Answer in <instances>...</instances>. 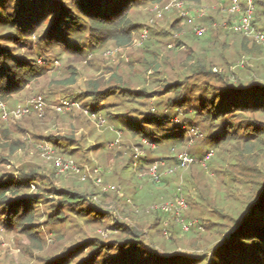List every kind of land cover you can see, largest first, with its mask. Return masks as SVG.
<instances>
[{
	"label": "rangeland",
	"instance_id": "obj_1",
	"mask_svg": "<svg viewBox=\"0 0 264 264\" xmlns=\"http://www.w3.org/2000/svg\"><path fill=\"white\" fill-rule=\"evenodd\" d=\"M176 1L140 3L133 8L130 15L139 29L129 43L110 40L94 47L90 43L83 53L77 54L63 48H49V60L39 61L47 67V73L27 85L23 92L0 99L9 110L27 104L37 95H42L46 101L43 114L46 117L39 113L40 117L28 115L30 112L22 117H4L0 106V175L6 174L7 178L10 175L17 180L23 173H37L36 184L26 187L23 193L35 195L33 199L38 200L35 206L39 210L36 219L39 232L35 236L23 233L18 226L8 227L0 218V264H44L46 259L63 262L65 258L67 264H76L90 250L88 243L83 244L85 240L109 241L124 236L119 228L111 226L116 223L113 219L134 226L148 246L172 254H204L206 259L201 264H206L212 248L220 247L224 239L227 241L246 218L250 211L247 208L235 223L251 189V178L246 174L253 173L255 166L264 167V150H255L251 155L246 152L243 160L249 164L250 170H247L234 164L237 162L230 152L218 154V149L207 138L208 123L201 122L198 116V125L188 124L183 132L189 140L176 141V147L151 142L144 136L135 138L121 122L127 117H146L155 112L165 114L172 124H181L186 113L176 116L170 109L158 105V101L166 103L168 97L174 95L165 93L164 84L180 80L187 90L194 89L192 97L209 94L213 87L222 85L214 75L196 74L191 66L197 62L206 63L207 67L212 64L213 71L230 74L235 81L251 75L264 80V42L249 36L245 38V34L230 29V22L237 19L236 13L229 10L230 0H181L183 8L177 6ZM253 1L254 23L264 32V0ZM182 11L188 15L182 16ZM199 26L206 28L205 34H196L195 28ZM81 41L89 42L88 32ZM20 42L17 51L25 54L37 46V37L28 36ZM96 85L102 93L111 89L96 100V111L107 120L104 127H99L86 112L89 108L82 105V102L92 103L87 91ZM62 98L74 99L80 106L58 112L55 105ZM187 115L196 118L192 111ZM109 117L117 121L111 123ZM5 128L10 137L3 136L1 131ZM48 135L56 138L49 141ZM15 140H19L22 147L12 152L6 143ZM97 144L102 146L97 148ZM131 146L132 153L138 148L145 157L162 156L157 159L165 161L159 170V180L152 176L150 168L136 170L139 164H146L142 154L138 157L142 162L139 163L135 155L134 165H126ZM181 153L194 155L195 162L187 167L178 166L175 159ZM64 163L70 168L63 171ZM72 164L80 168V172L72 169ZM97 178L106 184L118 185L124 199L132 202L126 204L115 191L99 190ZM54 187L88 192V198L108 214L101 220L87 221V217L65 210L66 222L48 223L50 203L59 199L56 192L50 190ZM93 187L99 194L93 193ZM177 193L185 195L188 203L185 218L200 220L203 228L184 231L175 218L162 213V226L175 222L174 231L168 234L167 228L162 232L148 231L154 223L148 215L157 212L149 208L167 203ZM201 196L207 198L206 201H202ZM125 210H130L132 216ZM215 222L224 223L218 225L221 230H217ZM67 252L69 254H65Z\"/></svg>",
	"mask_w": 264,
	"mask_h": 264
},
{
	"label": "trees",
	"instance_id": "obj_2",
	"mask_svg": "<svg viewBox=\"0 0 264 264\" xmlns=\"http://www.w3.org/2000/svg\"><path fill=\"white\" fill-rule=\"evenodd\" d=\"M165 1L0 0V99L23 92L27 85L47 73V67L39 61L49 60V48L53 47L54 50L63 48L66 52L77 54L83 53L90 43L93 47L105 45L110 40L119 44L129 43L139 29V25L132 21L130 15L132 9L140 3L163 4ZM86 32L89 34L88 43L81 41ZM32 35L37 37V46L31 47L25 54L17 51L20 41ZM244 37L247 36L244 35ZM191 67H194V72L198 75H214L222 85L213 87V91L209 94L200 93L197 97H192L194 89L187 90L180 80L164 84L165 93L172 92L174 95L168 97L166 103L158 101V105H163L166 110L170 109L176 116L186 113V117H182L181 124H172L165 114L163 115L166 117L155 112L148 113L146 117H127L121 122L125 124L131 136L135 138L144 136L154 143L172 144L171 147L177 146L176 141L186 139L183 132H186L188 124L198 125L199 120L207 122L208 125L205 128L207 138H210L209 142L218 149V154L227 155L230 152L237 162L234 163L235 165L240 164L250 170L249 164H245L243 160L246 152L251 155L255 150H264L263 78L251 75V77L235 81L230 74L219 70L213 71L212 64L207 67L206 63L197 62ZM125 89L131 91L128 88ZM109 90L111 89H106L104 93H108ZM104 93L97 89V85L94 86L87 91V97L91 98L92 103L82 102V105L96 111V100ZM192 99H195L194 103ZM191 111L196 118L187 115L188 113L191 115ZM28 115L40 117L34 106L31 107ZM44 116L46 117V115L42 117ZM47 117L50 116L47 115ZM109 119L111 123L117 121L113 117ZM1 132L4 137H10L8 128ZM55 138L54 135L47 136L49 141ZM70 140L73 139L70 138ZM6 144L12 152L22 147L19 140ZM100 146L102 144H97V148ZM131 148L132 146L128 148L130 155L126 158L127 166L132 163L134 165L135 153H132ZM142 158L146 160V164H139L142 161L138 160L137 171L150 168L152 163L162 156L152 155L148 158L144 155ZM175 160L177 161V157ZM222 161L224 162V157ZM254 168L256 169L251 170L253 173L246 174L251 178V189L243 201L242 210L235 219V223L241 219L240 215L246 208L250 211L227 241L224 239L220 247L212 248V255L207 259L206 264H264V167L255 166ZM36 174L23 173L17 180L10 175L8 178L6 174L0 175V214H2L0 218L8 227L18 226L23 233L30 236H35L39 232V225L36 223L39 210H36L35 206L38 200L34 202L35 195H25L23 191L31 184H36ZM50 190L56 192L59 199L50 203L48 223L66 222L65 210L87 217V221L101 220L108 214L88 198V192L56 187ZM92 190L94 194H99L96 187ZM137 190L140 191L138 188ZM119 197L124 199L123 196ZM201 197L202 201L207 199ZM124 200L126 204H130L126 199ZM125 211L128 216H132L130 210ZM148 217L152 223L154 222V225L149 226L148 231L158 229L162 232L167 228L168 232H173L175 229V222L172 221L169 225L162 226L161 212L150 213ZM113 220L116 223L111 226L119 228L124 236H118L109 241L85 240L83 244L88 243L90 250L76 264H201L206 259L204 254H172L160 251L154 246H148L142 234L140 235L141 232H138L134 226L118 219ZM215 224H217L215 225L217 230H221L218 225L224 223L215 222ZM210 226L206 229L210 230ZM199 238L197 237V240ZM219 242L220 239L217 243ZM67 260L65 258L63 262H60L46 259L44 264H67Z\"/></svg>",
	"mask_w": 264,
	"mask_h": 264
},
{
	"label": "built area",
	"instance_id": "obj_3",
	"mask_svg": "<svg viewBox=\"0 0 264 264\" xmlns=\"http://www.w3.org/2000/svg\"><path fill=\"white\" fill-rule=\"evenodd\" d=\"M224 1V0H223ZM177 6H180V8H183V2L181 0L176 1ZM229 10L233 13H236L237 19L230 22L229 27L235 32L243 33L246 36L254 38L258 42H264V32L257 29L256 25L254 23L256 11H255V4L253 0H230L229 2ZM161 15V13H159ZM188 15L185 11H182V16ZM195 32L198 35H203L206 33V28L204 27H196ZM146 34V33H145ZM147 35H144L143 37H146ZM41 61V60H40ZM0 106L4 111L3 116L9 117V116H15V117H22L25 114L29 113L31 111V107L34 106L38 113L40 115H43L46 109V101L42 95L34 96L30 99V101L23 105L20 104L13 110H9L5 103L3 101H0ZM80 106L79 102L73 99L69 98H62L59 103L55 105V109L58 112H65L72 107ZM87 113H89L90 117L95 121L96 124H98L99 127L106 126L107 120L104 118L100 112L92 111L90 109L86 110ZM118 140L116 141V143ZM146 142V140H145ZM111 145H115L112 143ZM136 160L138 161V157L140 154L143 156V152L139 151L138 148H136ZM196 158L189 154V153H181L177 157L178 166L181 167H187L191 163L195 162ZM72 163V162H71ZM138 164V163H137ZM165 165L164 160H155L151 167H150V173L152 176L157 180L160 179V168ZM64 167L62 170H66L70 168V165L68 163H64ZM72 169H75L77 172H80V168L76 167V165H71ZM173 171V169H171ZM86 174L83 175V179H86ZM97 185L101 188L103 192L108 191H115L120 196H124V194L121 192V189L118 185L115 184H105L101 178H97ZM179 190L181 191V187H179ZM128 201L131 203L132 201L128 199ZM188 208V203L186 201L185 195L182 193H177L173 199L168 201L165 204L162 205H153L149 209L152 211L153 209H156L157 211L161 213H167L170 214L175 220H177L179 223L182 224V229L184 231H192V230H199L203 228V225L200 220L198 219H188L185 218V210ZM137 212H139V209H137ZM167 225V222H166ZM166 234H168V231H165Z\"/></svg>",
	"mask_w": 264,
	"mask_h": 264
},
{
	"label": "water",
	"instance_id": "obj_4",
	"mask_svg": "<svg viewBox=\"0 0 264 264\" xmlns=\"http://www.w3.org/2000/svg\"><path fill=\"white\" fill-rule=\"evenodd\" d=\"M250 210V209H249Z\"/></svg>",
	"mask_w": 264,
	"mask_h": 264
}]
</instances>
